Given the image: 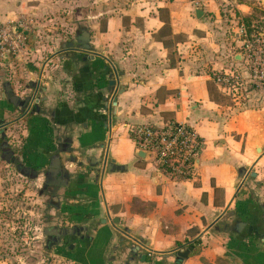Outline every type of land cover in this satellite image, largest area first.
I'll return each instance as SVG.
<instances>
[{
  "label": "crops",
  "instance_id": "1",
  "mask_svg": "<svg viewBox=\"0 0 264 264\" xmlns=\"http://www.w3.org/2000/svg\"><path fill=\"white\" fill-rule=\"evenodd\" d=\"M120 2L0 0V28L21 39L0 55V131L18 163L39 167L69 264H264V89L241 39L216 0ZM235 7L229 23L251 17ZM218 72L241 79L235 96ZM6 89L34 100L23 111ZM174 119L202 141L188 180L158 173L129 132Z\"/></svg>",
  "mask_w": 264,
  "mask_h": 264
},
{
  "label": "rangeland",
  "instance_id": "2",
  "mask_svg": "<svg viewBox=\"0 0 264 264\" xmlns=\"http://www.w3.org/2000/svg\"><path fill=\"white\" fill-rule=\"evenodd\" d=\"M120 1L109 0L110 10L116 9ZM216 1L221 8L219 24L222 30H229L238 42L242 38L238 31L241 24L247 32L253 29L264 31V0ZM236 4H247L252 8V15L248 18L249 27L242 17L236 19V26L229 23L230 14L233 16L237 13ZM233 26L235 31H232ZM238 46L237 50L243 54L242 44ZM4 148L12 153L9 161L3 158ZM0 150V264H69L68 243L60 245L58 242L61 236H66L67 228L57 227L60 221L52 219V206L49 203L52 202L51 192L47 184H42V178L37 179L39 167L18 163L12 157L13 152L8 148L4 131H0ZM17 164L29 167L35 175L21 174Z\"/></svg>",
  "mask_w": 264,
  "mask_h": 264
},
{
  "label": "built area",
  "instance_id": "3",
  "mask_svg": "<svg viewBox=\"0 0 264 264\" xmlns=\"http://www.w3.org/2000/svg\"><path fill=\"white\" fill-rule=\"evenodd\" d=\"M238 31L249 82L257 89H264V31L247 32L243 24ZM20 49V35L9 27L0 28V55L5 52L15 55ZM213 79L233 96L241 86V79L233 73L218 72ZM129 132L136 149L145 152L158 173L177 181L194 176L202 141L187 123L174 119L160 125L137 124L130 126Z\"/></svg>",
  "mask_w": 264,
  "mask_h": 264
},
{
  "label": "water",
  "instance_id": "4",
  "mask_svg": "<svg viewBox=\"0 0 264 264\" xmlns=\"http://www.w3.org/2000/svg\"><path fill=\"white\" fill-rule=\"evenodd\" d=\"M195 14H196V17L199 18L201 15H202V9L201 8H196L195 10ZM15 31H20L18 28H14ZM24 34H26L24 32ZM3 58L4 60H7L8 58V52H5L3 54ZM114 75V78H112V74H110V79L108 81V92H110L113 96L118 92V90H115V85L117 83V73L114 72L113 73ZM6 97L13 103V104H19L22 106L23 111L25 110L26 107L29 106V104L34 100V97L33 96H26L25 99L23 101H20L19 98H17L16 96H14V94L12 93V91L10 89H6ZM114 102V101H113ZM108 104V110H109V113H110V116H111V113H114V107L112 106V101L111 102H107ZM6 126V123L3 119H0V129H3L4 127ZM5 144V143H4ZM3 147V145H2ZM4 151V154H3V158L7 161L10 160V157H11V152L8 151L7 148H4L3 149ZM137 152H139L138 154L140 156H144L145 155V152H143L142 150L140 149H136ZM17 168L19 169V172L25 176H33L35 175L30 169L29 167L27 166H22L21 164H17ZM32 174H31V173ZM193 248L192 245H188V247L184 250V251H177V256L178 258L182 259V258H186L188 256V253L189 251H191Z\"/></svg>",
  "mask_w": 264,
  "mask_h": 264
},
{
  "label": "trees",
  "instance_id": "5",
  "mask_svg": "<svg viewBox=\"0 0 264 264\" xmlns=\"http://www.w3.org/2000/svg\"><path fill=\"white\" fill-rule=\"evenodd\" d=\"M242 20H243V22L245 23V25H246L247 27L250 26V20H249V19H245V18H243Z\"/></svg>",
  "mask_w": 264,
  "mask_h": 264
}]
</instances>
